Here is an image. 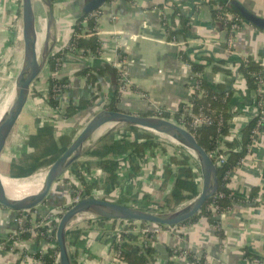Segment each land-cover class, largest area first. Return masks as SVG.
<instances>
[{
  "label": "crops",
  "instance_id": "1",
  "mask_svg": "<svg viewBox=\"0 0 264 264\" xmlns=\"http://www.w3.org/2000/svg\"><path fill=\"white\" fill-rule=\"evenodd\" d=\"M51 1L56 17L54 49L61 51L62 46L70 41L77 20L85 14L87 0ZM229 1H236L243 12L264 24V0L108 1L95 14L98 15L97 37L101 42L100 58L67 53L62 59L60 72L62 78L67 80L66 83L70 84L69 90L65 93L67 101L76 104L81 99H92L94 94L98 96L94 107L76 115L74 122L78 124L77 118L80 115L105 109L106 105L112 102L115 91L112 75L108 72L100 75L93 69L101 62L110 65L115 62L122 63L131 87L127 93L120 95L116 105L121 111L139 115L155 114L158 110L175 112L182 105L190 104L195 95L192 90L195 72L190 62H198L204 65V71L200 73L201 81L212 87L222 85L224 91H227L232 130L242 131L250 122L248 109L257 94L247 85L239 72V63L251 58L264 67V29H257L245 21L247 24L231 38L228 30L220 29L216 22L217 7ZM14 14L15 5L12 0H0V79L3 82H9L11 77L15 81L20 71L15 65L24 59L23 43L14 24ZM183 16L189 18L186 36L182 33L186 28L182 23ZM169 29L177 31L178 34L171 38ZM202 58L206 59L201 60ZM215 67L222 70L217 71ZM46 69L34 83L28 105L2 155L0 172L6 177H9L14 162L10 161V156L7 155L11 142L14 139L19 142V139L24 138L28 150L26 141L29 137H37L39 143V137L43 133L41 129L53 127L45 123L44 111L41 110L46 109L43 94L50 86L51 70L48 64ZM86 69H91L97 76L94 84L80 74ZM88 120L83 121L82 128ZM160 139L179 153L187 154L174 143L163 137ZM225 140L231 141L233 136L230 135ZM99 145L101 144L98 143L97 146ZM15 150L20 152L16 145L13 151ZM91 152L78 162L79 169L92 168V172L96 170L103 172L100 165L102 159L107 160L115 156L110 152L101 159L92 156ZM153 153L154 156L148 153L142 161L132 163L127 161L129 162L127 170L123 171V181H126L123 188L126 192L124 198L128 205L141 206L149 210L160 207L158 211H162L163 207L166 208L167 193L160 191V178L168 158L161 149ZM7 156L9 158L7 168L3 170L2 165ZM125 157L127 154L119 158ZM18 162L19 160L16 163ZM107 177L105 175L100 180L106 184ZM226 186L233 194L242 198V201L236 203L226 218L221 220L220 235L207 221L200 220L194 224L180 226L178 228L180 236L161 235L158 238L157 243L166 246L171 263L194 264L189 259L173 256V250L179 248L183 251L191 250L198 257H202L206 264H264V131L259 134L241 167L230 175ZM55 193L64 198V204L72 197L71 186L67 193H64L65 196L57 190L52 192V197ZM36 210L39 209L36 208L32 212ZM36 215V220L43 219ZM18 216L17 212L0 206V244L7 241ZM110 228L111 226L107 224L106 229ZM46 247L47 244L42 239L31 236L23 238L14 251L0 249V264H33L24 261L21 254L25 252L36 255ZM70 251L76 264H112L114 254L110 241L102 234L98 235L95 241L81 236L77 246L71 247ZM148 258L149 264H165L158 252ZM255 259L259 262L256 263Z\"/></svg>",
  "mask_w": 264,
  "mask_h": 264
},
{
  "label": "trees",
  "instance_id": "2",
  "mask_svg": "<svg viewBox=\"0 0 264 264\" xmlns=\"http://www.w3.org/2000/svg\"><path fill=\"white\" fill-rule=\"evenodd\" d=\"M219 14H233L241 18L243 21L250 22L257 29H264L263 22H255L253 21L252 16L243 12L241 7L238 5L236 1H229L228 3L221 4V9L216 11V22L220 29L225 30V21L222 19H218L217 16ZM182 23L185 29L182 33L186 36L189 30V18L184 17L181 18ZM84 21H87L90 33L89 37L81 36L82 24ZM97 27L98 21L95 17L91 16V13H85L82 15L80 19L77 20L75 25V30L73 35L69 41V46L67 49L61 50L55 55L51 56L48 61V66L52 72H56L61 70L62 59L67 53L77 54L76 50L84 52V55H87L88 52H92L95 55H101V42L97 37ZM178 34L177 31H172L169 29V36L172 38ZM206 58H202L204 60ZM192 70L196 73H202L204 71V65L198 62H190ZM98 71V74H103L108 72L112 75L115 82V91L114 97L112 99L111 104L106 105L105 109L112 111H119L116 103L120 99V79L118 74V69L114 67L113 64H107L101 62L97 67L93 68ZM217 71L222 69L215 67ZM225 71V70H224ZM230 74V72L225 71ZM239 72L243 76L247 85L254 91L258 90V76L264 78V67L261 63L256 62L253 59H247V61H242L239 63ZM81 75L88 78L90 82L93 84L97 81V76L91 72V69H86L80 72ZM67 80L63 79L61 82L50 81V98L48 101L49 106L52 109H57L59 103L54 99L55 92L53 91L55 85H63L67 84ZM201 89L204 91V94L200 96L198 93H195L193 101L186 105H182L178 111L169 112L164 111L162 114L163 118L172 119L178 123L181 122V118H184L185 127L195 136L198 143L206 150V152L211 155L212 152L216 151L218 148L219 139L221 136L229 137L231 135L230 129L232 128L230 119L231 114L228 109V99L226 98L227 91H224V87H212L205 81L200 82ZM264 98V96H263ZM98 99V96L94 94L92 99L86 100L81 99L78 103H74L73 101H68V106L66 107V119L74 118L81 112H84L90 108L94 107V102ZM260 96L257 94L255 100H260ZM205 114L213 118L214 123L212 125H205L200 128L194 129L191 126L192 117L195 115ZM155 114H145V116H154ZM258 119L255 118L249 124L242 129L240 140H231L224 141L225 145L229 149L238 148L239 151H231L229 154L228 162L222 167L218 168V178H219V190L218 194H223L224 198L216 199L212 198L208 202L205 203L202 211L199 215L194 217L192 220L175 226L180 227L183 225L194 224L200 220L207 221L212 227L216 228V232L220 235L221 225L220 219L215 216L209 210V205L213 202V200H217V203L220 205L221 210L227 212L233 208V206L242 201V198L233 194L232 191L226 186L229 182V179L225 181V176L231 172L233 173L242 165V160H244L250 154V146L253 144L254 130L258 127ZM260 132L264 131V124L259 126ZM130 131L134 134V138H131L126 133ZM40 132V131H39ZM41 132L51 133L52 129L49 127H44L41 129ZM121 138L118 140L117 138ZM107 139H111L113 143L111 145H99L92 152V156H97L99 158H103V156L108 153H114L115 156L110 159H102L100 165L102 167V171L106 173L107 183L111 184V190H115L119 185V177L117 174V165L120 161H130V163L134 161H142L149 153L154 156L157 149H161L162 152L166 154L168 157V162L165 163L163 167V171L161 172L160 178V191L166 192V209L174 210L180 205L188 202L189 200L196 197L202 190V183L198 181V171L196 163L193 161L191 156L185 153H179L174 147L171 148L165 141H162L159 137H156L144 130L138 128H128L121 129L115 133H111L107 137ZM223 140V139H222ZM26 146L29 148L28 150H24L21 155V160L16 163L13 162L11 165V172L9 177L11 179H24L32 177L35 173L41 170L44 167H50L53 162L56 160L61 151L57 155H53L50 150L45 152H38V143L37 137H29L26 141ZM169 149H171L169 151ZM126 155L127 157L120 159L122 155ZM118 158V159H116ZM79 163H76L74 167L70 170V175L77 181H79L83 186H85L86 193L89 196L97 186L98 183L93 182L89 183L88 179L83 175L81 169L78 168ZM68 179H65V181ZM70 184V181L67 182ZM72 189H76V184H70ZM105 186V188H106ZM118 203H124V201H119ZM141 209L157 212L160 207H155L154 209H145L140 207ZM18 213V212H17ZM41 220V219H39ZM141 223V222H140ZM148 224V223H142ZM153 225V224H151ZM47 231V227L43 229ZM83 231L81 229H74L68 232V243L70 248L73 246H77L78 241L80 240ZM30 237V235H24L23 238ZM40 239V238H38ZM54 242V246H50L46 250V254L42 257L43 264H55L56 257L59 254V248L56 242V229L54 230L52 237L50 239ZM147 255L141 254V249L136 246H131L129 244L125 245V251L121 254V259L126 264H149V256L152 257L157 251L155 246L151 247L147 251ZM39 255V253L37 254ZM172 255V254H171ZM192 262L194 260L190 258ZM75 261V260H74ZM76 264V262H74ZM169 264H173L169 262ZM197 264V263H195ZM200 264H203V259Z\"/></svg>",
  "mask_w": 264,
  "mask_h": 264
},
{
  "label": "water",
  "instance_id": "3",
  "mask_svg": "<svg viewBox=\"0 0 264 264\" xmlns=\"http://www.w3.org/2000/svg\"><path fill=\"white\" fill-rule=\"evenodd\" d=\"M22 1V33L24 59L23 65L11 87L9 94L12 100L3 122L0 124V162L7 143L24 113L34 83L46 71L49 58L55 48L56 17L51 0H41L49 20V32L44 41L38 25L35 0ZM108 0H87L85 13L100 10ZM255 22H262L252 18ZM128 128H138L161 137H169L175 145L181 147L191 156L202 175L201 192L168 212H152L138 207L121 204L106 199L87 197L69 208L60 218L56 229V242L59 248L58 264H75L68 243V232L74 219L81 214H89L104 220H126L163 226H178L200 214L206 202L212 199L219 190L218 168L206 150L198 143L195 136L184 126L174 120L157 116H145L124 111L101 109L94 113L84 128L70 145L56 158L49 167L42 190L29 198L12 197L4 186V175L0 172V206L14 212L34 210L48 205L53 186L64 177L73 166L89 154L108 134ZM107 129L101 140L95 136ZM155 248L162 255L165 264L170 262V254L165 245L156 243Z\"/></svg>",
  "mask_w": 264,
  "mask_h": 264
},
{
  "label": "built area",
  "instance_id": "4",
  "mask_svg": "<svg viewBox=\"0 0 264 264\" xmlns=\"http://www.w3.org/2000/svg\"><path fill=\"white\" fill-rule=\"evenodd\" d=\"M111 2H116L119 0H108ZM13 4L15 5V14H14V24L17 26L18 31H19V38L21 39V33H22V1L21 0H12ZM221 6L217 7V10H220ZM97 11L91 13V16L95 17L98 21V15H95ZM218 19H222L225 21V28L228 30L230 33V37L232 38L234 34H236L238 31H240L244 25L247 23L243 21L241 18H239L236 15L233 14H219L217 16ZM90 30L87 24V21H84L82 24V29H81V36L82 37H89ZM175 40V38H174ZM22 41V39H21ZM69 46V42L66 45H63L61 50L67 49ZM60 51L54 49L53 53L51 56L55 55ZM76 53L78 55H84V52L76 50ZM86 56H90L93 58L99 59L100 56L93 54L91 51L88 52ZM247 61V59L245 60ZM114 67L118 69V74H119V79H120V84H121V89L120 93L123 95L124 93H127L130 90L131 83L129 81L127 72L120 62H115L113 63ZM47 70V69H46ZM61 70H58L56 72H50L49 77L50 81H57L61 82L63 80L62 74L60 72ZM194 77L192 79V90L194 93H198L200 96L204 94V91L201 89L200 82L202 79V74L200 73H193ZM258 79V90L257 94L260 96V100H254L252 106L248 109V116L250 119V122L254 120L255 118L258 119V127L254 130V136L253 138V144L250 146V152L253 147V145L256 143L259 134L261 133L259 130V126L264 124V78L261 76L257 77ZM70 84H63V85H55L53 91L55 92L54 94V99L59 103L57 109H53L55 112L58 114H62L66 116V107L68 106V101L65 97V93L69 90ZM44 107L47 109H52L49 104V98H50V86L47 91L44 92ZM228 95V94H227ZM163 111L158 110L156 111L154 116L157 117H162ZM163 118V117H162ZM172 120V119H171ZM181 122L179 123L180 125L184 126V118H181ZM178 123V122H177ZM214 123V120L212 117L207 116L205 114H200V115H195L192 117V122L191 126L196 129L200 128L205 125H212ZM231 136H233V139L235 140H240L241 138V131H236L234 132L232 128L230 129ZM129 135L131 138H134V134L130 131L126 133ZM152 135L156 137L161 136L157 134ZM227 137L221 136V139H219L218 142V148L216 151L212 152L210 157L214 161V163L217 165V168L222 167L225 165L230 156L231 151H239L238 148L234 149H229L225 145L224 141ZM223 139V140H222ZM168 158V157H167ZM192 158V157H191ZM193 159V158H192ZM128 161V160H127ZM127 161H121L119 163V167H117V174L119 177V182L121 183L124 180V173L125 170H127ZM195 162V160L193 159ZM244 162V160H242ZM196 163V162H195ZM197 165V164H196ZM198 167V166H197ZM199 168V167H198ZM85 169H81L83 175L88 179L89 183L93 182H101L100 184L103 185L104 182H102L100 179L106 175V173L101 172L100 170L88 173ZM71 170V169H70ZM86 170V171H85ZM88 174H87V173ZM87 174V175H86ZM232 173L229 172L225 176V181H227L230 178V175ZM67 178L71 179L73 178L70 175V171L66 174ZM198 176H200L202 179L201 171L199 169L198 171ZM91 177V178H90ZM73 180H75L73 178ZM77 181V180H75ZM201 181V180H200ZM77 188L72 190V197L66 204H62L58 210L59 213L52 215L48 219H41V220H36L35 216L36 213L31 211H26V212H21L16 219V223L14 226V229L11 231L7 241L5 243L0 244V249L2 250H11L14 251L17 247V244L20 243L23 239L24 235H30L33 238H40L44 242H46L47 247L44 250L39 251V255H31L28 253L23 252L21 254L22 258L24 261H27L29 263L33 264H43L42 257L46 254V250L50 246H54V242H52L50 239L52 237V234L55 229H57L58 223L60 221V218L62 215L71 207L79 203L83 198L87 197H96V198H101V199H106L110 201H116L115 196L110 192L111 189V184H108L106 186L107 188L104 189H98V190H93V192L88 196L86 193L85 186H83L79 181H77ZM202 183V182H201ZM227 185V184H226ZM105 187V185H103ZM104 190V191H103ZM114 198V199H113ZM213 198L216 199H222L224 198L223 194H216ZM118 199V198H117ZM126 204L127 203H122ZM131 206V205H130ZM134 207L140 208L141 206H135ZM209 210L215 214L220 219V222L222 219L226 218L227 214L231 211L224 212L221 210L220 205L217 203V200H213V202L209 205ZM109 224L111 228L108 230L106 229V225ZM47 227V231H44ZM179 227L175 226H163V225H151V224H142L140 222H134V221H126V220H104L100 218H96L94 216H91L89 214H81L78 215L74 221L73 225L70 229H81L83 231V237L89 238L91 241H95L98 237V235H106V238L110 241V246L112 248L113 258H112V264H126L122 259H121V254L125 251V245L129 244L131 246H136L141 249V254L147 255V250L150 249L151 247L155 246L157 243L158 238L161 235H171V236H180L181 233L178 231ZM173 256L174 257H179L181 259H189L192 258L194 260V264H200L202 261V257H198L194 252L191 250H186L183 251L181 249H174L173 250ZM255 262L258 263L259 261L255 259ZM55 264H58V255L56 257V262ZM203 264H206L205 261L203 260Z\"/></svg>",
  "mask_w": 264,
  "mask_h": 264
},
{
  "label": "rangeland",
  "instance_id": "5",
  "mask_svg": "<svg viewBox=\"0 0 264 264\" xmlns=\"http://www.w3.org/2000/svg\"><path fill=\"white\" fill-rule=\"evenodd\" d=\"M36 15L38 17L41 16L38 13H36ZM41 20L43 22V19H41ZM22 65H23V61H18L17 64L15 65V68L20 70ZM13 82H14V80H13L12 77L9 79V82H5V81L3 82L0 79V98H5L8 95V93L11 90L10 87H12ZM41 110L44 111V116L43 117H44L45 123H47L48 125H52L53 127L51 129L54 132L52 134L51 133H47V132L41 133V135H40L41 137H39V143H38L39 144V146H38V150L39 151L38 152L42 153V152H45L47 150H50L53 153V155L59 154L65 148V146L72 140V138L80 133V131L82 130L81 124L83 123V121L86 120V119L88 120L92 116V114L96 112V111L93 110L91 112H86V113L80 115L77 118V122L79 121L78 124H77V123L74 122V121H76L75 120L76 118L66 119L67 118L66 116H64L62 114L61 115L58 114L53 109H47V108L43 109V108H41ZM109 135H111V134H108L106 137H104L99 142V144H101V145H111L113 143V141L111 139H107V137ZM117 139L121 140V138H119V137ZM18 141L19 142H16L15 139H14L11 142V144L8 146L7 155L10 156V161H13V160H14V162H17L18 160L20 161V159H21L20 158V153H22V151L26 150L25 139L22 138V139H19ZM13 143H16V144H13ZM15 145H16L17 149H20V152H17L16 150L13 151ZM8 156L6 157V159L4 160V164L2 165V169L3 170H5L7 168L6 167V163L9 160ZM91 169H86V170H88L87 171L88 173H91L93 171V170L91 171ZM48 170H49V167H44L41 170H39L37 173H35L33 176L38 175V174H44V173H46V175H47ZM63 178L64 179H68L70 181V184H76L77 185V183H78L77 181L73 180V178L69 179L70 177L67 178V175H65L64 177H62L53 186L52 192H57V190H58V192L60 194L67 193V190H68V188L71 185L67 183L68 180L65 181ZM200 178L201 177L198 176V181L201 180V182L203 183V180L200 179ZM24 179H26V178H24ZM125 184H126V181H123L120 186H117L116 190H111L110 189V192L115 196L114 198H116V201H118V200L119 201H124V203L128 204V202H126V199L124 198L125 194H126V192H124V190H123ZM103 185H105V184H103ZM103 185L99 184V186H97L96 189H94V190H98V189H104L105 190L107 187L105 188ZM56 194L57 193H55V196H53V197L51 195L50 200H48V203H49L48 205H42V206L38 207L39 210H36L35 213L40 215L43 219H48L52 215L58 214L59 213L58 208L62 205V203L64 201V198L63 197H59ZM64 196H65V194H64ZM121 197H123L124 199L121 198ZM54 200L57 201L58 203L57 202L55 203ZM161 210L162 211H160V212H168V211H170V210H167L165 207H163ZM18 214L20 215L22 213H18Z\"/></svg>",
  "mask_w": 264,
  "mask_h": 264
},
{
  "label": "bare ground",
  "instance_id": "6",
  "mask_svg": "<svg viewBox=\"0 0 264 264\" xmlns=\"http://www.w3.org/2000/svg\"><path fill=\"white\" fill-rule=\"evenodd\" d=\"M35 10L36 13L41 15L39 17L36 15V17L41 31V40L44 41L46 35L49 32V20H48L47 11L41 0H35ZM41 19H43V22ZM11 100L12 97L9 93L5 98H0V124L3 122L6 116ZM106 132L107 129H104L101 133L97 134L95 136V141L101 140ZM164 139H166L171 143H175V141H173L169 137H164ZM45 179H46V173L38 174L33 177H29L21 180L4 177L3 183L10 196L17 198H29L37 195L42 190Z\"/></svg>",
  "mask_w": 264,
  "mask_h": 264
}]
</instances>
